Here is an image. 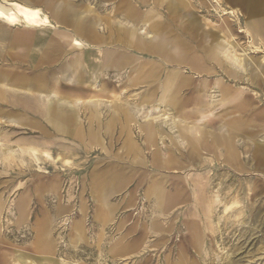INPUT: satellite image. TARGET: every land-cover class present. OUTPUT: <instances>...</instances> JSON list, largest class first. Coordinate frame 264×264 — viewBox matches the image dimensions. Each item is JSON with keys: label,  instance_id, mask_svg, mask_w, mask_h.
I'll list each match as a JSON object with an SVG mask.
<instances>
[{"label": "rangeland", "instance_id": "rangeland-1", "mask_svg": "<svg viewBox=\"0 0 264 264\" xmlns=\"http://www.w3.org/2000/svg\"><path fill=\"white\" fill-rule=\"evenodd\" d=\"M23 1L51 25L29 55L0 43V75L42 77L51 98L79 103L84 139L91 129L105 150L0 101V264H264V9L68 0L92 32L48 65L65 0ZM9 27L0 37L27 32ZM108 54L124 67L103 68ZM73 59L84 85H56Z\"/></svg>", "mask_w": 264, "mask_h": 264}, {"label": "crops", "instance_id": "crops-1", "mask_svg": "<svg viewBox=\"0 0 264 264\" xmlns=\"http://www.w3.org/2000/svg\"><path fill=\"white\" fill-rule=\"evenodd\" d=\"M65 1L60 4L55 11H53V16L59 20L58 25H61L63 28L55 29L53 35L45 40L46 44L42 52V57L40 60L41 64H54L65 54L73 51V49L82 50L83 43L75 36L87 37L92 32V25H88L87 22L83 21V15H81L79 19L78 16L75 17L78 11L75 10L68 0ZM42 15L46 16L44 13H42ZM78 21L79 23H77ZM46 27L47 26L41 28H25L27 29L26 33H21L12 37L11 34L6 31L5 35L0 37V43L6 46L9 43L8 46H11V48H13V46L21 45L25 54L29 55L33 43L37 42L36 40L38 39V41L44 39L39 37L37 38V35H35L34 31H43V29ZM128 35L130 36L132 44H134V47H136L137 40L134 34ZM9 37L11 39L6 40ZM74 40L79 41L82 44V47L75 46L73 44ZM125 61V57L108 54L104 57L103 68L120 69L124 67ZM80 66L83 67L81 59H73L72 63L68 61L64 70H59L60 76L58 79L54 80L56 85L61 81H64L70 86H83L84 82L80 77L76 76ZM45 92H48L49 94L45 95ZM50 95L57 96V93L53 91L52 88L48 87V82L42 77H36L33 84L29 86L26 81H23L21 78L13 82L8 74L0 75V101L8 104L11 108L21 110L23 113L25 111L32 116L45 119L57 131L65 134H71L74 138H77L83 142L84 148L94 149L93 145L96 143L105 150V147L102 145V141L99 142L98 139H95L94 133L91 131V129H88L89 132L87 131L89 140L84 139L85 134L82 130V125L80 123L81 120L78 117V113L81 111L79 103L76 101H70L69 99H62L61 97H56L58 99H54L51 98ZM88 104L92 108L90 116L93 118L99 117L98 106L100 104L92 101H90ZM116 111H118V109L115 110V113ZM103 127L104 128L100 130L101 132H111L112 122H108Z\"/></svg>", "mask_w": 264, "mask_h": 264}, {"label": "bare ground", "instance_id": "bare-ground-1", "mask_svg": "<svg viewBox=\"0 0 264 264\" xmlns=\"http://www.w3.org/2000/svg\"><path fill=\"white\" fill-rule=\"evenodd\" d=\"M3 0L0 2V23L6 26L21 25L24 28H41L50 25L49 19L42 15L41 10L32 7L28 2ZM249 3V13H259L260 9H264V0H238ZM66 3V1H65ZM260 4V5H258ZM1 29V28H0ZM147 35V33H146ZM75 36V35H74ZM73 44L77 47H82V44L74 40ZM128 72V71H127ZM255 77V76H254ZM129 95V94H128ZM134 95V94H133ZM225 101V100H224ZM223 103V102H222ZM97 108V107H96ZM132 109V108H131ZM158 110V109H157ZM152 112V111H151ZM162 112V111H161ZM166 112V111H165ZM170 113V112H169ZM155 115V114H154ZM148 116V115H147ZM169 123V121H168ZM171 129V128H170ZM256 145V144H255ZM258 146V145H257ZM8 150V149H7ZM11 150V149H10ZM104 150V149H103ZM258 163L262 161L260 154H255ZM227 157H232L231 147L227 151ZM251 159V158H250ZM206 161V160H205ZM212 164V163H211ZM256 169V168H255ZM224 180V179H223ZM219 182V181H218ZM214 183V182H213ZM234 187V186H233ZM105 196V195H104ZM227 196V195H226ZM241 196V195H240ZM224 201V200H223ZM106 203V202H105ZM153 203V202H152ZM237 203V202H236ZM261 203V202H260ZM156 205V204H155ZM239 205V204H238ZM158 206V204H157ZM219 210V209H218ZM27 212V211H26ZM59 213V212H58ZM177 213V212H176ZM254 213V212H253ZM161 215V214H160ZM231 215V214H230ZM223 217V215H222ZM219 222V221H218ZM264 222V221H263ZM252 226V225H251ZM264 228V227H262ZM261 232V231H260ZM34 234V233H33ZM93 242V241H92ZM243 243V242H242ZM264 247V246H263ZM262 248V247H261ZM232 250V249H231ZM263 250V249H262ZM261 250V251H262ZM248 251V250H247ZM251 255V254H250ZM205 259V258H204ZM241 261V260H240Z\"/></svg>", "mask_w": 264, "mask_h": 264}]
</instances>
